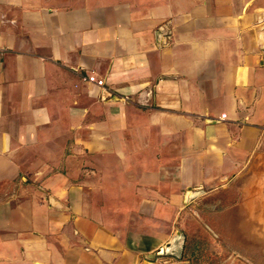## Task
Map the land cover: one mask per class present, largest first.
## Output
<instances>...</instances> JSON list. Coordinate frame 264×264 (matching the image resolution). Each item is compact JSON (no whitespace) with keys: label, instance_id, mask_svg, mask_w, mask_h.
Instances as JSON below:
<instances>
[{"label":"crops","instance_id":"obj_1","mask_svg":"<svg viewBox=\"0 0 264 264\" xmlns=\"http://www.w3.org/2000/svg\"><path fill=\"white\" fill-rule=\"evenodd\" d=\"M224 190L264 230V0H0V264H174Z\"/></svg>","mask_w":264,"mask_h":264},{"label":"rangeland","instance_id":"obj_2","mask_svg":"<svg viewBox=\"0 0 264 264\" xmlns=\"http://www.w3.org/2000/svg\"><path fill=\"white\" fill-rule=\"evenodd\" d=\"M226 192V193H225ZM238 198L224 190L222 201L215 196L199 199L181 217L185 234L180 249L164 255L174 264H264L263 221L247 220Z\"/></svg>","mask_w":264,"mask_h":264},{"label":"water","instance_id":"obj_3","mask_svg":"<svg viewBox=\"0 0 264 264\" xmlns=\"http://www.w3.org/2000/svg\"><path fill=\"white\" fill-rule=\"evenodd\" d=\"M147 257L150 258V259H155L156 258V253L149 254Z\"/></svg>","mask_w":264,"mask_h":264}]
</instances>
